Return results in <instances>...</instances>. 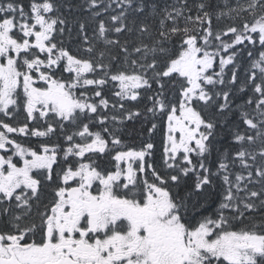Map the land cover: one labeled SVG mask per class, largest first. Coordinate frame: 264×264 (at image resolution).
<instances>
[{
    "label": "snow or ice",
    "instance_id": "snow-or-ice-1",
    "mask_svg": "<svg viewBox=\"0 0 264 264\" xmlns=\"http://www.w3.org/2000/svg\"><path fill=\"white\" fill-rule=\"evenodd\" d=\"M0 264H264V0H0Z\"/></svg>",
    "mask_w": 264,
    "mask_h": 264
}]
</instances>
